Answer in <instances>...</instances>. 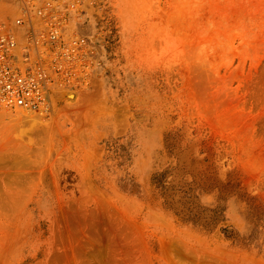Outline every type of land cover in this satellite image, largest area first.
<instances>
[{
	"label": "rangeland",
	"instance_id": "374dc122",
	"mask_svg": "<svg viewBox=\"0 0 264 264\" xmlns=\"http://www.w3.org/2000/svg\"><path fill=\"white\" fill-rule=\"evenodd\" d=\"M48 2L84 56L37 120L0 106V264H264V0H0V23Z\"/></svg>",
	"mask_w": 264,
	"mask_h": 264
},
{
	"label": "built area",
	"instance_id": "2783aa9c",
	"mask_svg": "<svg viewBox=\"0 0 264 264\" xmlns=\"http://www.w3.org/2000/svg\"><path fill=\"white\" fill-rule=\"evenodd\" d=\"M35 17L26 6L16 19L17 24H26L20 39L0 23V106L12 110L47 108L51 90L70 81L84 56L83 37L65 41L68 15L58 4L48 2L36 10Z\"/></svg>",
	"mask_w": 264,
	"mask_h": 264
},
{
	"label": "bare ground",
	"instance_id": "6f19581e",
	"mask_svg": "<svg viewBox=\"0 0 264 264\" xmlns=\"http://www.w3.org/2000/svg\"><path fill=\"white\" fill-rule=\"evenodd\" d=\"M45 110L46 108H40L36 110H25V109L19 108L16 110L14 114L12 113L11 114L13 115L15 120L17 119L19 121L31 122V121L37 120L40 116H42L45 113Z\"/></svg>",
	"mask_w": 264,
	"mask_h": 264
}]
</instances>
